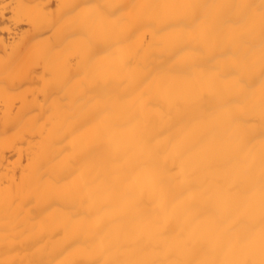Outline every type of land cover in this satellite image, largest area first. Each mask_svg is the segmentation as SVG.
I'll list each match as a JSON object with an SVG mask.
<instances>
[{
  "label": "bare ground",
  "instance_id": "6f19581e",
  "mask_svg": "<svg viewBox=\"0 0 264 264\" xmlns=\"http://www.w3.org/2000/svg\"><path fill=\"white\" fill-rule=\"evenodd\" d=\"M51 2L0 0V264H260L264 0Z\"/></svg>",
  "mask_w": 264,
  "mask_h": 264
},
{
  "label": "snow or ice",
  "instance_id": "6c2138e0",
  "mask_svg": "<svg viewBox=\"0 0 264 264\" xmlns=\"http://www.w3.org/2000/svg\"><path fill=\"white\" fill-rule=\"evenodd\" d=\"M193 15H195V13H193ZM262 60H264V49H262ZM262 76H264V69H262ZM262 104H264V89H262ZM262 117H264V113H262ZM68 264H74V262L69 261ZM260 264H264V260H261Z\"/></svg>",
  "mask_w": 264,
  "mask_h": 264
},
{
  "label": "rangeland",
  "instance_id": "374dc122",
  "mask_svg": "<svg viewBox=\"0 0 264 264\" xmlns=\"http://www.w3.org/2000/svg\"><path fill=\"white\" fill-rule=\"evenodd\" d=\"M51 1H52V2H55V0H54V1H53V0H51ZM52 2H51V5L56 3V2H55V3H52ZM53 6H54V5H53Z\"/></svg>",
  "mask_w": 264,
  "mask_h": 264
}]
</instances>
